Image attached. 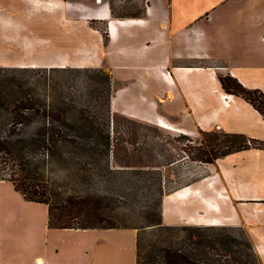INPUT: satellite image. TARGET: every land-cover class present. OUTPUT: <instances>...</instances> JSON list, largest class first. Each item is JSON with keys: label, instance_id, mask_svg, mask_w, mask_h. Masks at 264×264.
<instances>
[{"label": "crops", "instance_id": "1", "mask_svg": "<svg viewBox=\"0 0 264 264\" xmlns=\"http://www.w3.org/2000/svg\"><path fill=\"white\" fill-rule=\"evenodd\" d=\"M73 2L85 19L104 23L92 26L100 55L89 64L110 74L112 114L189 135L217 129L264 140V115L218 79L230 74L264 92V0H154L139 13L119 12L110 0ZM198 166L197 178L163 195L162 223L241 226L264 264V149L249 146ZM47 221L46 204L0 179V264H136L133 227Z\"/></svg>", "mask_w": 264, "mask_h": 264}, {"label": "trees", "instance_id": "2", "mask_svg": "<svg viewBox=\"0 0 264 264\" xmlns=\"http://www.w3.org/2000/svg\"><path fill=\"white\" fill-rule=\"evenodd\" d=\"M218 79L225 92L264 115L262 90L230 74ZM111 94L110 74L101 67L0 65V179L10 180L25 199L46 204L50 227L134 228L114 221L111 195L88 190L95 177L110 173L106 161L117 138L104 120L112 116ZM226 134L225 150L198 149L197 159L213 162L249 146L264 149V140ZM214 143L206 138V145ZM175 189L159 187L156 203ZM148 225L156 237L141 244L136 232V264H261L252 244H236L226 226L166 225L161 212Z\"/></svg>", "mask_w": 264, "mask_h": 264}, {"label": "rangeland", "instance_id": "3", "mask_svg": "<svg viewBox=\"0 0 264 264\" xmlns=\"http://www.w3.org/2000/svg\"><path fill=\"white\" fill-rule=\"evenodd\" d=\"M73 1L0 0V65L95 67L90 64L99 62L100 49L92 26L102 30L104 23L85 19ZM110 1L119 12L139 13L141 5L154 0ZM104 121L117 143L106 161L110 173L95 177L88 190L111 195L114 221L134 226L141 233V244H149L156 237L148 224L159 216V187L168 191L197 178L202 173L198 165L204 163L196 157L198 149L212 148L219 154L227 148L228 135L217 129L189 135L115 113L109 122ZM206 138L215 143L206 145ZM146 168L153 170L145 173ZM225 231L235 237L236 244L250 243L241 226H226Z\"/></svg>", "mask_w": 264, "mask_h": 264}, {"label": "bare ground", "instance_id": "4", "mask_svg": "<svg viewBox=\"0 0 264 264\" xmlns=\"http://www.w3.org/2000/svg\"><path fill=\"white\" fill-rule=\"evenodd\" d=\"M97 14H98V13H97ZM103 14H104V13H103ZM96 16L100 17L101 15L98 14V15H96ZM103 16H106V14L103 15ZM159 125L162 126V127H164V128H167V129H169V130H171V131L181 132V133H185V134H188V133H189L188 131H185V130H183V129H181V128H178V127H176V126L170 125V124H168V123L160 122ZM184 187H185V186H184ZM187 193H188V192H187ZM170 195H172V193H171ZM180 195H181V194H180Z\"/></svg>", "mask_w": 264, "mask_h": 264}]
</instances>
